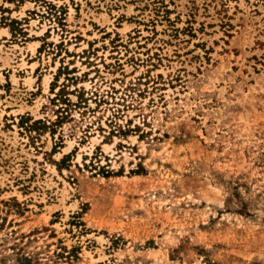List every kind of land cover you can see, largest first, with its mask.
Returning a JSON list of instances; mask_svg holds the SVG:
<instances>
[{
	"label": "rangeland",
	"instance_id": "374dc122",
	"mask_svg": "<svg viewBox=\"0 0 264 264\" xmlns=\"http://www.w3.org/2000/svg\"><path fill=\"white\" fill-rule=\"evenodd\" d=\"M22 255L264 264V0H0V264Z\"/></svg>",
	"mask_w": 264,
	"mask_h": 264
},
{
	"label": "trees",
	"instance_id": "16d2710c",
	"mask_svg": "<svg viewBox=\"0 0 264 264\" xmlns=\"http://www.w3.org/2000/svg\"><path fill=\"white\" fill-rule=\"evenodd\" d=\"M21 261H23L24 263H27V264H38L39 258L38 257H34V256L22 255ZM33 261H34V263H33Z\"/></svg>",
	"mask_w": 264,
	"mask_h": 264
}]
</instances>
